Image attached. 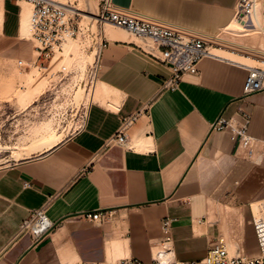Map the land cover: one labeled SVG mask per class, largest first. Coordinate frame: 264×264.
Here are the masks:
<instances>
[{
	"label": "crops",
	"instance_id": "crops-1",
	"mask_svg": "<svg viewBox=\"0 0 264 264\" xmlns=\"http://www.w3.org/2000/svg\"><path fill=\"white\" fill-rule=\"evenodd\" d=\"M238 1L112 0L209 38L233 21ZM21 2L0 0V74L34 55L32 41L21 35ZM153 54L159 55L130 39H105L94 88L100 94L93 91L82 109L83 127L0 171V264H105L121 248L150 263L167 218L176 257L195 261L220 237L208 219L213 199L228 195L251 210L253 202L264 203V90L244 93L248 68L210 55L199 75L184 76L179 91L163 92L170 70ZM135 113L127 145H108ZM219 118L236 126L249 120V133L260 141L254 158L229 129L213 128ZM38 209L54 223L42 237L22 230ZM100 211L113 216L102 224L86 218Z\"/></svg>",
	"mask_w": 264,
	"mask_h": 264
},
{
	"label": "rangeland",
	"instance_id": "rangeland-1",
	"mask_svg": "<svg viewBox=\"0 0 264 264\" xmlns=\"http://www.w3.org/2000/svg\"><path fill=\"white\" fill-rule=\"evenodd\" d=\"M57 1H63L69 6L77 7L85 12L83 14L95 16V20L88 19L75 10L79 13L77 17L80 33L56 51L47 70L32 69L29 71L26 68H21L16 62L14 68L5 69L0 74V171L25 159L28 155L31 157L38 154L42 148L45 149L47 145L45 147L40 145L44 137L50 142L49 136L55 134L54 137H51L53 141L58 136L62 137V141H64L77 131V120L82 114V109L90 104L93 89L96 87L97 81L96 77L91 75V65L102 41L108 39L105 35L106 32H116L119 35L118 38L130 39L144 46L151 44V40L137 38L113 23L96 20L101 15L106 1L109 0ZM21 3L25 10L24 31L21 35L30 38L29 17L32 6L25 1ZM112 4L123 9L113 2ZM123 10L132 12L126 9ZM234 27L232 26L229 30L223 29L217 37L209 38L197 33L190 35L210 43V50L218 49L223 54L231 56V58L238 56L235 58L238 61L253 63L254 67L264 69V53L257 48L258 43L255 44L256 36L257 40H264V32L260 28L258 32H255L254 26V30L248 31L249 33L240 29V27ZM41 129L42 131H40ZM53 132L54 134H52ZM41 136L43 139H41ZM46 143L48 142L46 141ZM38 144L42 147L41 149L37 146ZM28 149H31V151H26ZM212 206L215 213L213 223L215 222L220 227L219 238L225 240L230 253L234 255L241 252L245 256L256 255L258 249L251 224V217L255 214L254 211L236 205L228 195H221L213 199V203L210 204V207ZM261 210L264 212L263 202H260V212H262ZM242 215L246 221L244 233L241 232L239 225L242 221ZM117 253L115 257H108L105 264L114 263L121 258L128 257L124 250Z\"/></svg>",
	"mask_w": 264,
	"mask_h": 264
},
{
	"label": "built area",
	"instance_id": "built-area-1",
	"mask_svg": "<svg viewBox=\"0 0 264 264\" xmlns=\"http://www.w3.org/2000/svg\"><path fill=\"white\" fill-rule=\"evenodd\" d=\"M19 1H25L32 6L29 17V39L35 50L30 60L19 59L17 63L21 68H26L29 71L32 69L47 70L56 51L80 33L77 17L79 13L54 0ZM235 19L244 24L249 22L255 28V21H258L259 28L264 32V0H239L236 5ZM98 20L113 23L136 37L151 40V44L146 47L151 53L157 51L159 55L153 54L155 58L170 70L169 76L164 79L161 86L163 92L179 91L184 76L187 74L199 75L200 63L205 57L213 55L210 51V43L190 35L194 33L193 31L160 19L124 11L113 6L111 0L106 1ZM104 45L105 40L102 41L91 65V75L95 77ZM245 66L249 72L244 84V93L250 95L263 91L264 69ZM139 114L135 113L125 117L118 132L107 144L127 145L129 142L127 132L136 122ZM85 119L84 113L79 116L77 131L83 127ZM248 122L249 120L246 119L243 125L236 126L231 121L219 118L213 128L229 129L232 136L239 139L245 156L252 159L258 154L260 141L249 133ZM25 186H29V184L25 183ZM112 216V211H100L87 214L86 218L102 224L109 221ZM251 224L258 249L257 254L253 256H245L241 252L231 254L225 240L219 238L217 244L208 251L204 258L195 261L180 260L175 254L171 220L167 218L162 222L163 237L153 246L150 263L133 257H124L110 264H264V212L253 214ZM53 228L54 223L48 217L45 209L36 210L30 219L22 225V230L30 231L35 237H42Z\"/></svg>",
	"mask_w": 264,
	"mask_h": 264
},
{
	"label": "bare ground",
	"instance_id": "bare-ground-1",
	"mask_svg": "<svg viewBox=\"0 0 264 264\" xmlns=\"http://www.w3.org/2000/svg\"><path fill=\"white\" fill-rule=\"evenodd\" d=\"M54 1H56V2H58V3H60V4H62V5H65V6H67V7H69L70 9H73V10H76V11H79L80 13H85L84 11H82L81 9H79V8H77V7H74V6H69L68 4H66L65 2H63V1H57V0H54ZM83 16H85V17H87L88 19H92V20H95V16H93V15H87V14H83ZM96 20H98V19H96ZM236 25H237V27H236ZM232 26H235L234 28H239L240 27V29H242L243 31H253L254 29H253V25L252 24H250L249 22H247V23H241V22H239V21H237L235 18L233 19V21L228 25V26H226V30H229ZM255 26H256V30H255V32H258V29H259V22L258 21H255ZM116 28V27H115ZM114 30V29H113ZM232 30H234V29H232ZM239 30V29H238ZM125 31V30H124ZM231 31V30H230ZM235 31V30H234ZM260 31V30H259ZM104 32V34H105V30L103 31ZM236 32H238V31H236ZM255 32H253V33H255ZM123 33V32H122ZM121 33V34H122ZM125 33V32H124ZM249 33V32H248ZM248 33H246V34H248ZM253 33H251V34H253ZM261 33V32H260ZM120 34V35H121ZM246 34H244V35H246ZM107 37L106 38H108V39H115L116 40V38H118V34L116 33V32H111V31H108V32H106V34H105ZM124 35V34H123ZM254 36V35H253ZM257 37V36H256ZM256 37H255V44H257L258 43V49H259V51L260 52H262V53H264V40L262 41H259V40H257L256 39ZM114 41V40H113ZM69 45V44H68ZM69 47V46H68ZM256 48V47H255ZM70 49V48H69ZM253 50V49H252ZM256 50V49H255ZM69 51V50H68ZM211 51V53L213 54V55H216V56H220V57H223V58H229V59H232L233 61H238L237 59H235L236 57H238V56H233V57H235V58H231V56H227L226 54H223L220 50H218V49H213V50H210ZM231 55V54H230ZM64 56V55H63ZM66 56V55H65ZM57 60V59H56ZM245 60V59H244ZM238 62H240V61H238ZM240 63H243L244 65H247V66H250V67H254V64L253 63H247V62H240ZM93 91H94V89H93ZM95 92V94H96V97H98L99 96V94H100V88L99 87H97L96 88V90L94 91ZM94 92L92 93V95L94 94ZM113 106V105H112ZM115 106V105H114ZM48 125V124H47ZM44 126V125H43ZM42 126V127H43ZM47 128H48V126H47ZM50 128V127H49ZM52 129V128H51ZM40 131H42V129L40 130ZM44 131V130H43ZM50 131H53V130H50ZM55 131V130H54ZM46 132V131H45ZM49 132V131H48ZM52 134H54V132L52 133ZM44 135V134H43ZM46 135V134H45ZM48 135V134H47ZM55 135V134H54ZM54 135H52L53 137H54ZM52 136H49L50 138H48L49 140L51 139V141L49 142L48 140H46L45 139V137H44V140H46L48 143H46L45 144V142H44V140H43V142L42 141H40V142H42L40 145H44L43 147H45L46 145H47V147H45V149H43L42 147H40V145L38 144L37 146L38 147H40L39 149H41V151H46V150H50V149H52V148H54L56 145H58L61 141H62V137H59L58 136V138L56 139V137H55V140L53 141L52 140ZM42 137V136H41ZM41 139H43V137L41 138ZM37 141H38V139H37ZM35 143V142H34ZM36 144V143H35ZM36 146V145H35ZM35 146L33 147L34 148V151H35ZM36 146V147H37ZM38 147H37V149H38ZM32 148V149H33ZM38 149V150H39ZM26 151H31V149L29 150H26ZM37 151V150H36ZM40 151V152H41ZM28 155V154H27ZM25 158H29V155L28 156H26ZM251 208H252V211H254L253 213H255V214H259V213H263V211L262 212H260V202H253L252 203V205H251ZM241 214V213H240ZM215 216V213H214V211H213V206L212 207H210V209H209V220H210V223L212 222L213 223V217ZM242 217V221L240 222V230H241V232L242 233H244V231H245V220H244V216L242 215L241 216ZM227 220V219H226ZM228 221V220H227ZM215 223V222H214ZM198 230V229H197ZM241 239V238H240ZM245 242V241H244ZM237 244H238V242H237ZM125 245V244H124ZM109 246H111V245H109ZM122 246V245H121ZM235 246V245H234ZM117 247H119V245L117 246V244H116V248ZM125 247V246H124ZM121 247H119V249H120ZM108 249V248H107ZM111 250H112V247L110 248ZM123 248H121V250H122ZM125 249V248H124ZM118 250V249H117ZM116 250V251H117ZM110 251V250H109ZM113 251L115 252V248H113ZM116 253V252H115ZM114 253V254H115ZM110 254V253H109ZM112 254V253H111ZM110 254V255H111ZM118 254V253H117ZM128 254V253H127ZM257 254V253H256ZM122 255V254H121ZM253 255V254H252ZM112 256H114V255H112ZM119 256H120V254H119ZM115 257V256H114ZM108 260V259H107Z\"/></svg>",
	"mask_w": 264,
	"mask_h": 264
}]
</instances>
